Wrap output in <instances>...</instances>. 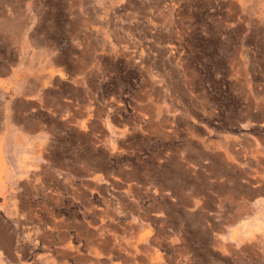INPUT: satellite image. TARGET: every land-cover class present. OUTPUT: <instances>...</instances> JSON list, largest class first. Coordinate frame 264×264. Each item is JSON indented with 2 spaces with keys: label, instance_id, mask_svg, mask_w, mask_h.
I'll return each instance as SVG.
<instances>
[{
  "label": "rangeland",
  "instance_id": "obj_1",
  "mask_svg": "<svg viewBox=\"0 0 264 264\" xmlns=\"http://www.w3.org/2000/svg\"><path fill=\"white\" fill-rule=\"evenodd\" d=\"M229 3L0 0V25L13 12L15 43L40 25L63 52L92 47L93 188H77L61 209L63 223L88 217L89 264H264V109L254 103L264 89L255 18L264 0H249L252 24ZM2 47L0 78L15 60ZM243 54L253 83L234 78ZM79 61L64 57L55 72L68 77L85 67ZM143 235L150 263L146 242H135Z\"/></svg>",
  "mask_w": 264,
  "mask_h": 264
},
{
  "label": "crops",
  "instance_id": "obj_2",
  "mask_svg": "<svg viewBox=\"0 0 264 264\" xmlns=\"http://www.w3.org/2000/svg\"><path fill=\"white\" fill-rule=\"evenodd\" d=\"M178 11L170 5V24ZM190 17L187 10L185 19ZM5 21L0 42L5 41L2 46L15 60L0 78V264H89L88 217L85 223L71 218L63 223L61 209L63 198L68 205L76 203L77 188H86V195L93 188L94 98L87 61L92 64V47L85 42L80 53L74 51L77 47L63 52L40 25L23 27L24 40L15 43L12 11ZM68 56L72 61L80 57L85 67L75 64L70 76L62 78L55 69L63 68L61 59ZM188 73L190 78L192 70ZM250 74L246 83H253L252 70ZM233 75L237 80V62ZM248 91L255 97L253 88ZM260 95L261 103H254L263 110L264 89ZM79 225L85 229L84 251L78 249ZM148 240L143 235L135 242H146L149 253ZM148 260H153L150 253Z\"/></svg>",
  "mask_w": 264,
  "mask_h": 264
},
{
  "label": "bare ground",
  "instance_id": "obj_3",
  "mask_svg": "<svg viewBox=\"0 0 264 264\" xmlns=\"http://www.w3.org/2000/svg\"><path fill=\"white\" fill-rule=\"evenodd\" d=\"M239 4L240 6V18L244 19L247 24H252L253 22L251 19V14L249 10V0H232L230 1L229 5L230 8L232 10L236 9V5L235 4ZM257 23L260 25H264V17L262 16V14L256 15L255 16ZM241 61L237 62V76L241 77L243 80H245V78H249L251 76L250 71H251V64H250V60L247 58V56H245L244 54L241 55ZM253 70V69H252ZM254 73V72H253ZM180 80V79H179ZM175 81V79H174ZM2 88V87H1ZM181 93V92H180ZM260 96H258L257 99H259ZM14 259V258H13Z\"/></svg>",
  "mask_w": 264,
  "mask_h": 264
}]
</instances>
